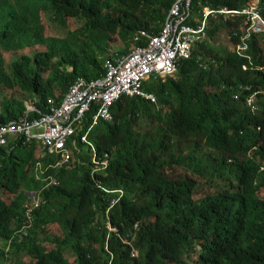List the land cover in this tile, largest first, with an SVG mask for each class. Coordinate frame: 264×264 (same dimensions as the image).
<instances>
[{"label":"trees","instance_id":"trees-1","mask_svg":"<svg viewBox=\"0 0 264 264\" xmlns=\"http://www.w3.org/2000/svg\"><path fill=\"white\" fill-rule=\"evenodd\" d=\"M174 1L0 0V124L38 117L78 77L102 76L107 58L147 40L136 35L160 31ZM250 1L193 0L197 17L215 12L207 39L174 77L144 82L156 102L123 96L113 104V121L89 136L99 165L77 142L48 185L37 167L55 157L38 142L0 146V264H264V34L240 55L243 17L218 13ZM42 19L65 31L45 32ZM223 32L230 42L212 45ZM31 191L43 203L24 229Z\"/></svg>","mask_w":264,"mask_h":264},{"label":"built area","instance_id":"built-area-1","mask_svg":"<svg viewBox=\"0 0 264 264\" xmlns=\"http://www.w3.org/2000/svg\"><path fill=\"white\" fill-rule=\"evenodd\" d=\"M192 4L193 0H175L158 33L148 35L141 32L136 35V43L142 40V37L147 40L127 54L107 58L102 76L95 79L78 77L60 104H57L54 98L47 100L46 113H41L35 118L26 115L18 121L0 124V146H6L12 139L22 140L24 144L38 142L43 151L55 157V162L45 169L38 163V175L47 181L48 185H57L50 169L69 164L72 160V148L78 149L77 142L91 146L92 160L99 165L89 136L102 121H113V104L123 96H139L156 102L155 95L143 89L144 82L151 77L163 80L174 77L180 63L190 59L194 49L207 39L208 17L215 16V12L204 8L203 17H197L193 13ZM263 11L264 7L261 9L259 4L252 9L248 5L241 12H218L232 17H243L242 25L246 31L241 38V45L237 47L240 55L247 51L246 42L253 35L264 34ZM247 106L255 112V99H249ZM26 107L30 112H39L33 103H26ZM93 111L95 112L88 121L87 115ZM106 157L108 158V155ZM101 165L100 170L106 168L108 160H104ZM28 196L32 203L26 206L27 220L24 229L31 227L32 213L43 203L34 191ZM117 201L113 200L111 207ZM108 227L112 230L110 224ZM136 255L137 253L133 252L132 256Z\"/></svg>","mask_w":264,"mask_h":264},{"label":"rangeland","instance_id":"rangeland-1","mask_svg":"<svg viewBox=\"0 0 264 264\" xmlns=\"http://www.w3.org/2000/svg\"><path fill=\"white\" fill-rule=\"evenodd\" d=\"M259 4H260V0H251L250 1V3H249V8L250 9H252V8H256L257 6H259ZM113 5H111V7H112ZM42 25H43V27H44V31L46 32V31H48L49 32V30L51 31V34H58V35H61V34H63V32L65 31V29H63V28H57L55 25H53L49 20H44V19H42ZM74 28V25H68L67 26V28H66V30H72ZM59 33H61V34H59ZM115 39V38H114ZM117 40H119L118 42H116V43H119V42H121V40L120 39H118L117 38ZM228 41V42H230V38H227L226 36H225V33L223 32L222 34L221 33H218L215 37H214V40L212 41V45H215L216 47H219V46H221V45H225L226 43H225V41ZM123 43H121V45H122ZM116 45H119V44H114V46H116ZM135 48V46L134 45H132L131 47H130V50L129 51H131V50H133ZM173 168H174V171L172 172V174L174 173V174H178V175H180V176H185L186 174H187V172L185 171V170H183V169H181V168H178V167H176V166H173ZM171 173V172H170ZM188 174H191V173H189L188 172ZM205 182V181H204ZM199 184H200V186L202 187L204 184H203V182H201V180L199 181ZM214 189L215 188H210V186L209 185H207L206 184V182H205V190L207 191V192H210V191H212V192H214ZM0 246H1V243H0ZM28 264H32L31 262H29V260H28Z\"/></svg>","mask_w":264,"mask_h":264},{"label":"bare ground","instance_id":"bare-ground-1","mask_svg":"<svg viewBox=\"0 0 264 264\" xmlns=\"http://www.w3.org/2000/svg\"><path fill=\"white\" fill-rule=\"evenodd\" d=\"M48 190V189H47ZM50 197V196H49ZM52 198V197H51ZM199 198V197H198ZM59 202V201H58ZM60 204V203H59ZM65 205V204H64ZM37 209V208H36ZM244 210V209H243ZM49 211V210H48ZM238 211H240V210H238ZM38 212V211H37ZM236 212V211H235ZM105 215V214H104ZM237 215V214H236ZM35 216V215H34ZM60 216V215H59ZM242 217V216H241ZM233 218V217H232ZM55 219V218H54ZM113 223V222H112ZM238 224V223H237ZM240 224V223H239ZM238 224V225H239ZM114 226V225H113ZM104 227V226H103ZM157 227V226H156ZM162 227V226H161ZM235 227V226H234ZM239 227V226H238ZM256 227V226H255ZM237 228V227H236ZM103 229V228H102ZM123 229V228H122ZM155 229H157V228H155ZM233 229V228H232ZM104 230V229H103ZM230 231V230H229ZM232 233V232H231ZM236 233V232H235ZM214 234V233H213ZM105 235V234H104ZM210 235V234H209ZM55 236V235H54ZM101 236V235H100ZM163 236V235H162ZM214 236V235H213ZM242 236V235H241ZM161 237V236H160ZM208 237V236H207ZM237 237V236H236ZM76 238V237H75ZM80 238V237H79ZM244 238V237H243ZM58 239V238H57ZM206 239H208V238H206ZM76 240V239H75ZM205 240V239H204ZM239 240H242V239H239ZM115 241V240H114ZM217 241V240H216ZM215 241V242H216ZM245 241V240H244ZM72 242V241H71ZM202 242V241H201ZM236 242H237V240H236ZM260 242V241H259ZM243 243V242H242ZM238 244V243H237ZM247 244H248V242H247ZM256 244V243H255ZM120 245V244H119ZM250 245V244H249ZM112 246V245H111ZM211 246V245H210ZM228 246V245H227ZM255 246V245H254ZM221 247V246H220ZM236 247V246H235ZM112 248V247H111ZM116 248V247H115ZM212 247H210V249H211ZM216 248H217V246H216ZM64 249V248H63ZM206 249H209V248H206ZM225 249H226V247H225ZM258 249V248H257ZM116 250V249H115ZM227 250V249H226ZM127 251V250H126ZM242 251V250H241ZM257 251V250H256ZM260 251H261V249H260ZM207 253V252H206ZM223 253V252H222ZM231 253H233V252H231ZM238 253H240V252H238ZM127 254V253H126ZM218 254V253H217ZM241 254V253H240ZM233 255V254H232ZM204 256H206V255H204ZM210 256V255H209ZM242 256V255H241ZM247 256V255H246ZM73 257H75V256H73ZM245 257V256H244ZM221 258V257H220ZM248 258V257H247ZM72 260V259H71ZM247 260V259H246ZM69 261V260H68ZM227 261V260H226ZM241 261H245V259L244 260H241ZM172 262V261H171ZM213 262V261H212ZM215 262V261H214ZM246 262V261H245ZM257 262V261H256ZM246 263H248V262H246ZM221 264V263H220ZM223 264V263H222Z\"/></svg>","mask_w":264,"mask_h":264},{"label":"water","instance_id":"water-1","mask_svg":"<svg viewBox=\"0 0 264 264\" xmlns=\"http://www.w3.org/2000/svg\"><path fill=\"white\" fill-rule=\"evenodd\" d=\"M27 111H28V112H30V110H29V109H28Z\"/></svg>","mask_w":264,"mask_h":264}]
</instances>
